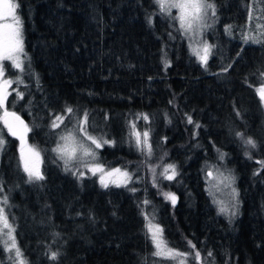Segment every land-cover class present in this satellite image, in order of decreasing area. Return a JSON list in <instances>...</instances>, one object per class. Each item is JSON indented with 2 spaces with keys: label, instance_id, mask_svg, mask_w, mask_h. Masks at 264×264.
I'll return each instance as SVG.
<instances>
[{
  "label": "trees",
  "instance_id": "obj_1",
  "mask_svg": "<svg viewBox=\"0 0 264 264\" xmlns=\"http://www.w3.org/2000/svg\"><path fill=\"white\" fill-rule=\"evenodd\" d=\"M14 1L23 70L2 65L12 81L6 108L26 120L44 177L29 180L20 140L5 132L2 207L25 263L155 264L154 223L192 264H264V106L256 91L264 85V44L242 33L257 1L213 0L230 14L222 24L233 27V41L228 52L214 46L207 67L156 0ZM57 116L64 119L54 128ZM66 134L92 144L96 158L66 165L55 151ZM220 163L237 179L230 217L206 188L209 168ZM170 164L173 179L162 175ZM114 169L128 173L127 184L104 187L102 174ZM3 247L0 239L2 264Z\"/></svg>",
  "mask_w": 264,
  "mask_h": 264
},
{
  "label": "rangeland",
  "instance_id": "obj_2",
  "mask_svg": "<svg viewBox=\"0 0 264 264\" xmlns=\"http://www.w3.org/2000/svg\"><path fill=\"white\" fill-rule=\"evenodd\" d=\"M256 1H257L256 4H257L258 13H256L255 15H251V17H248L247 24L245 25V27L242 28V33H243L244 38L246 36H256L258 39H260L261 41L260 43L253 42L252 40H248V41L251 42L252 44L260 45V44H264V36L260 35L261 32H264V27L257 28V25H264V11H262V9H264V3H261L260 0H256ZM11 2L14 5H16L14 0H11ZM208 2L214 5L213 0H208ZM5 11L6 10L3 8V5H0V12H5ZM167 12L171 14L172 16H174L175 19L176 17H179L180 15V10L178 8H170L168 9ZM235 12L236 11L231 13L232 16L233 14L235 15ZM15 15L19 17L18 12H17V7L15 8ZM228 17H230V14L226 12V10L218 11L217 9H215V15H213L212 10L209 9L208 15L204 17L202 21V23L206 26L200 27L198 31L187 32V37L191 45V50L193 52H194V49L202 50V46L204 43H207L209 45L208 43V40H209L211 42L210 44L211 54L214 52V46H219L223 50H226L228 52V50L230 49L231 41H233V27L225 26L222 24L223 18H228ZM176 20L180 24L179 19H176ZM11 23H13L11 16L6 15L3 19H0V24H11ZM20 24H21V21H20ZM211 54L208 55L207 61L209 60V57H211ZM22 55L23 54H21L20 56V62L23 60ZM25 55H26V52H25ZM194 55H196L195 52H194ZM197 57L200 60L199 56ZM4 61H7V60H4ZM4 61L0 63H2L3 65ZM207 66H208V63L205 65V67ZM4 80L5 79L3 76L0 77V84H3ZM6 91L7 93H9L6 98V101H7L11 93L10 85L7 86ZM6 101H5L4 107H6ZM261 102L264 106V100H261ZM3 114H4V108H0V117H2ZM5 132L9 133L3 120L0 119V139L4 140ZM64 137H70V138L67 141L62 139L60 142V146H65L66 150H71L74 147L77 148L76 159L71 160L72 162H74L75 160L86 162V161H92L96 158V153H95L96 150L92 144L91 145L84 144L82 141L77 142V140H75L77 139V137L71 134H66ZM88 146L90 147V149ZM2 148H0V159H1ZM84 149H87L89 153L91 154L84 155L83 154ZM36 153H38V155H36ZM20 157H21L23 166L25 164V161H27L30 169L38 170L41 173L42 157L40 153L36 151L34 148H32L31 146H29L27 142H25L24 144H21ZM227 167H228V163L224 164V167H223V164L220 163L219 167L215 166V167L209 168L208 174L205 176L206 177L205 180H206L207 192L209 196L211 197L213 204L215 205L218 212L223 213L227 217H230V214L232 212L234 215V211L239 204L238 202L239 191L238 189H236L237 179L233 178V171L231 170L232 171L231 172L230 170H228ZM97 170H100V169H97ZM109 173H111V175H108ZM123 173H125V171L123 170H120V172H114V171L104 172L102 176H104L105 181L108 184L125 185L127 184V181L129 180V178L124 177ZM168 175H171V173L168 172ZM5 198L7 202L8 195L6 192L3 191L2 187H0V208H3L2 206L6 207ZM222 208L225 209V211H221ZM6 212H4V214L7 215L9 223H10L11 215L8 213L7 210ZM151 225L156 226L157 224L152 223ZM5 233H7V229H4V231L0 233V239H1V243L3 244V246H4V241L6 240H8L9 244L11 243V241L9 240L8 236ZM12 235L15 237L14 232L12 233ZM150 235L152 239L151 231H150ZM160 239L162 241V247L163 245H166L168 249H172L167 245L166 241L164 240L163 232L160 233ZM153 244H154L155 253H156L157 248H156V244L154 241H153ZM3 249L7 254L6 256L7 261L4 264H11V263L17 264V258L15 257V251L13 250L12 252H9L5 249V247H3ZM175 252L181 253L179 251H175ZM157 257H158V260L155 262V264H192L190 259L186 255L171 257L167 253H163L161 255H157ZM13 260L14 262H12ZM198 261L201 263L200 259ZM0 264H2L1 261H0ZM209 264H215V263L211 261L209 262Z\"/></svg>",
  "mask_w": 264,
  "mask_h": 264
},
{
  "label": "snow or ice",
  "instance_id": "obj_3",
  "mask_svg": "<svg viewBox=\"0 0 264 264\" xmlns=\"http://www.w3.org/2000/svg\"><path fill=\"white\" fill-rule=\"evenodd\" d=\"M156 2L159 4L161 11L167 12L170 8H178L180 10L179 17H176V19H179L180 26L182 29H184L185 32H192V31H198L200 27L206 26L202 23L203 18L208 15V10H212V14L215 15V6L212 3H209L208 0H156ZM261 3H264V0H260ZM0 5H3V8L6 10L5 12H0V19H3L6 15L11 16L13 23L11 24H0V62L7 60L11 62V66H14L17 69L23 70V66L20 62V56L23 54V38L21 33V27H20V20L19 17L15 15V8L18 7V5H14L11 0H0ZM264 11V9H262ZM264 25H257V28H262ZM261 36H264V32L260 33ZM245 42L248 40H252L253 42L260 43V39H258L256 36H246ZM211 51V45H208L207 43H204L201 49H194V52L197 56H199L201 62L203 64H207V58ZM4 74V69L2 66V63H0V77H2ZM12 81L10 80H4L3 84H0V108H4V114L0 119L3 120L5 126L8 128V131L12 135H18L17 131L14 130L13 124L9 122V118H11L14 121H18L20 124H23V121L20 120V117L17 116L14 112L10 113L8 112L7 108L4 107L5 101L7 98L6 88L8 85H10ZM256 91L260 95L261 100H264V85L257 88ZM20 97L23 96L22 93H18ZM66 111L68 113H72V108H67ZM64 117L57 116L55 120L52 123V126L59 127V123L63 122ZM145 120H147V116L144 117ZM84 122H87V114H84ZM189 123H192L191 117H189L188 120ZM134 127V125H133ZM198 127V125H197ZM29 129L26 125H24V131L27 132ZM83 131V129H81ZM242 135V134H241ZM137 137V144H141L140 140V133H136ZM143 137L145 138L144 143L147 145V149L149 154L151 153V145L147 144L146 138L148 137V132L145 131L143 133ZM21 140L23 141V135L20 136ZM70 137H61L63 140H68ZM88 139L92 141L93 144L96 145V147H101L102 145L100 142H98L94 137L88 136ZM107 143V141H105ZM245 143L250 145L251 147H256V142L252 140L251 138H248L245 140ZM4 144V140L0 139V148H2ZM57 153L60 155V158L65 160V164L67 165L71 160L76 159V153L77 148H72L71 150H66L65 146H58L57 149H55ZM84 155H90L89 151L87 149L83 150ZM38 155V153H36ZM169 170H171L172 174L168 175ZM24 171L28 173L29 180H43V175L38 170L30 169L28 166L27 161H25L24 164ZM114 172H120V169H114ZM95 172V170H93ZM175 166L174 165H168L165 169L162 175H165L167 179H173L175 177ZM108 175H111L109 173ZM124 177H128V173H123ZM100 182L104 187H108V183L105 181L104 176H101ZM134 190V189H133ZM169 199L172 200L173 204L175 203V196L173 194H166ZM6 202V198H5ZM221 211H225V209H221ZM4 229H7V233H5L11 243L9 244L8 240L4 241V247L7 251L12 252L15 251V257L17 258V264H25V261L22 259V253L20 252L19 247L16 245L15 237L12 235V233L15 231V229L12 227V225L9 223L7 215L4 214L3 208H0V233L4 231ZM149 230L152 232V239L156 244L157 252L156 255H161L163 253H167L171 257L175 256H183L186 255L184 253H176L172 249H168L166 245H163L162 247V241L160 239V233H162V229L159 228L158 225L153 226L149 224ZM192 248H195V245H191ZM209 256L212 255L211 252L208 253ZM51 259L55 260L57 258V253L53 252L51 254ZM194 258L196 260L200 259V253L195 252Z\"/></svg>",
  "mask_w": 264,
  "mask_h": 264
},
{
  "label": "water",
  "instance_id": "obj_4",
  "mask_svg": "<svg viewBox=\"0 0 264 264\" xmlns=\"http://www.w3.org/2000/svg\"><path fill=\"white\" fill-rule=\"evenodd\" d=\"M8 112H9V111H8ZM10 113H12V112H10ZM16 115L20 117V120L23 121V124H20L18 121H14V120H12L11 118H9V122L13 124L14 130L17 131L18 135H15V136H14V135H12L10 132H9V133H10L13 137L19 139L20 142H21V144H24L25 142H27V137H28V132H29V131H27V132L24 131V125L27 126V122H26V120H25L22 116H20V115H18V114H16ZM27 128H28V127H27ZM7 129H8V128H7ZM21 135H23V141H22L21 138H20Z\"/></svg>",
  "mask_w": 264,
  "mask_h": 264
}]
</instances>
